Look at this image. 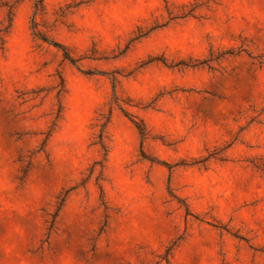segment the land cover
Listing matches in <instances>:
<instances>
[{
  "label": "rangeland",
  "instance_id": "374dc122",
  "mask_svg": "<svg viewBox=\"0 0 264 264\" xmlns=\"http://www.w3.org/2000/svg\"><path fill=\"white\" fill-rule=\"evenodd\" d=\"M10 17L0 264H264V0H0Z\"/></svg>",
  "mask_w": 264,
  "mask_h": 264
},
{
  "label": "trees",
  "instance_id": "16d2710c",
  "mask_svg": "<svg viewBox=\"0 0 264 264\" xmlns=\"http://www.w3.org/2000/svg\"><path fill=\"white\" fill-rule=\"evenodd\" d=\"M39 6H36V8L38 9ZM10 14H12L10 12ZM11 20L12 18L10 17V23L8 25L2 26L0 27V38L3 39V36L5 33L8 32V29L11 26ZM33 22V33L36 37H38L39 39L51 43L53 45L56 46H61V44L53 39H51L48 35H46L45 33H43L41 30H39L37 28L38 23L35 21V19L32 20ZM65 59L69 60L71 63L73 62L74 65H76L77 63V58H74L73 56H70L69 54H65ZM64 91V84L63 81L59 84V88H58V95L61 94V92ZM61 112V109L58 110L57 115L59 116V113ZM132 121L134 122V124L136 125L137 130L139 131V134L141 135L142 138L146 137L147 135V130L145 127V124L142 121H138L136 118H132Z\"/></svg>",
  "mask_w": 264,
  "mask_h": 264
}]
</instances>
